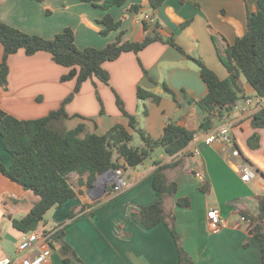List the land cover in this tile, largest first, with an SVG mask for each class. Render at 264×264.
<instances>
[{"label":"crops","instance_id":"1","mask_svg":"<svg viewBox=\"0 0 264 264\" xmlns=\"http://www.w3.org/2000/svg\"><path fill=\"white\" fill-rule=\"evenodd\" d=\"M52 1L1 0L0 20L45 39H53L71 28L81 50L103 49L116 42L121 34L122 42L142 41L146 35L143 21H146L150 28L148 34L152 35L153 25L159 24L160 35L165 40L174 36L183 50L155 42L138 54L125 53L118 60L106 63L104 68L111 76L110 84L96 78L83 84L67 105L68 129L84 125L83 136L104 135L113 127L123 125L133 134L132 146L143 147L139 133L130 129L129 118L118 106L120 98L125 110L137 118L138 128L153 140L163 136L168 120L197 135L177 156L169 157L156 148L149 159L135 168L119 158L127 188L114 198L109 195V178L102 181L97 177L89 185V173L71 174L76 198L50 210L39 230L53 232L55 227L64 228L66 241L85 264H181L169 229L163 224L144 229L131 211L161 200L153 187L156 163L182 160L183 165L166 172L170 181L178 183L179 192L176 198L164 199V205L168 214L175 215L182 247L194 263L264 264V247L254 232L259 225L264 235V220L257 218L259 198L264 197V128L256 130L252 126V117L264 107V100L255 99L253 88L241 77L246 97L215 127L231 123L232 142L219 140L205 145L206 132L199 130L204 114L197 103L207 95L208 87L199 65L191 59L202 61L221 80L227 79L230 73L221 56L225 57L236 40L247 33V19L258 11V0H166L155 11L148 0H129L124 6L108 11L82 0H56L53 6ZM134 6H139L138 11H130ZM56 11L66 13L61 21L53 18ZM107 14L121 22V27L102 36L98 32L105 26L99 21ZM3 57L4 48L0 45V65ZM68 73L69 69L56 64L47 52L27 56L21 50L9 59L8 85L0 86V107L21 120L46 117L58 110L74 91L75 79L62 81ZM139 88L160 97V103L140 100ZM246 99L254 103L246 107ZM255 133L260 135V146L252 149L248 142ZM194 149L200 154L195 155ZM0 160L6 167L12 164L1 135ZM244 168L254 175L249 182L242 180ZM32 195L0 173V259L11 258L9 255L13 252L17 255L18 244L25 234L13 227L12 219H21L31 211L39 200ZM178 198H189L191 207H178ZM211 209L217 210L227 223L218 232L211 229L208 219ZM71 211L74 215L70 218ZM10 240L17 241L13 251L6 248ZM50 264H65L58 248L53 249Z\"/></svg>","mask_w":264,"mask_h":264},{"label":"trees","instance_id":"2","mask_svg":"<svg viewBox=\"0 0 264 264\" xmlns=\"http://www.w3.org/2000/svg\"><path fill=\"white\" fill-rule=\"evenodd\" d=\"M42 1V0H39ZM93 6L108 11L113 7H122L129 0H82ZM152 10L159 9L166 0H148ZM1 7V0H0ZM139 6H134L130 11H138ZM100 24L105 28L101 30L102 36H108L121 27V22H116L107 14ZM145 37L139 42H122L121 36L116 42L103 49H79L76 45L75 33L71 28H66L53 39H45L39 35H30L17 28L9 26L0 20V45L4 48V57L0 65V86L6 88L9 77V59L19 51H25L27 56L39 52L52 55L56 64L69 69V73L62 77V81L76 80L74 91L63 101L58 110L52 111L48 116L40 119L21 120L7 113L0 107V135L3 139L5 151L11 155L12 164L6 167L0 160V173L12 182L20 185L25 191L32 192L39 200L31 211L21 219H12L13 227L24 233L39 229L47 213L54 208H61L65 203L76 198L70 175L76 173L80 176L89 173V185L95 179L109 170L121 169L118 163L123 158L129 167H138L149 159L160 148L169 156H177L185 150L194 140L196 132H191L172 120H168L164 134L159 140H153L143 130L138 128L137 118L130 115L124 103L118 98V106L130 122L129 127L139 133L143 147L132 146L133 134L123 126L117 125L104 135L85 134L86 128L80 125L70 130L66 121L70 119L67 105L73 101L81 91L85 82L96 78L106 85L110 84L111 76L104 68L108 62L118 60L125 53H140L155 42H164L183 52L174 36L165 40L159 33V24L153 25V34H148L149 25L143 21ZM189 22L183 23L181 29L186 28ZM193 59L200 68V74L208 87L207 95L198 101L197 105L204 114L199 130L209 132L221 120L229 115L227 108L244 99V89L239 83L244 77L254 90V98L264 100V0H258V11L250 14L247 19V33L238 38L231 46L226 56H221L223 64L227 67L230 76L221 80L218 75L208 68L202 61ZM167 91H169L167 89ZM140 100L152 99L160 103V97L138 89ZM254 129L264 128V107L252 117ZM250 148L260 146V135L255 133L248 142ZM153 175V187L161 196V200L147 206L133 208V215L140 225L151 230L158 225H165L177 248L181 264H195L193 259L184 250L181 236L175 227V215L168 214L164 199L176 198L179 185L170 181L166 175L167 170L183 165L182 160L170 164H161ZM204 190V188H201ZM260 214L258 220H264V197L259 198ZM177 206L190 208L189 198H178ZM74 212L69 213L71 218ZM50 244L58 248L63 257V262L69 264L77 261L85 264L76 254L73 247L66 241L65 229H53ZM254 232L264 247V235L261 227L256 226ZM264 250V248H263Z\"/></svg>","mask_w":264,"mask_h":264},{"label":"built area","instance_id":"3","mask_svg":"<svg viewBox=\"0 0 264 264\" xmlns=\"http://www.w3.org/2000/svg\"><path fill=\"white\" fill-rule=\"evenodd\" d=\"M149 21V17H146ZM252 99L245 100V106L250 107L253 104ZM244 111H246L244 109ZM231 123L221 125L209 132H206L203 142L205 145L210 146L213 143L222 140L224 142H232L231 138ZM193 153L199 155L200 151L194 149ZM198 177L203 179V174H198ZM254 177L253 173L248 169H243L242 180L249 182ZM110 183L109 195L111 197H117L125 192L127 188V181L124 178V172L122 169L115 170L113 174L108 176ZM208 219L210 221L211 229L214 232H218L227 226L225 220H223L219 212L215 209H211L208 212ZM245 220V218H243ZM52 231L49 230H36L24 235L23 239L19 242L17 248V255L15 258L0 259V264H50L53 247L50 244V237Z\"/></svg>","mask_w":264,"mask_h":264},{"label":"rangeland","instance_id":"4","mask_svg":"<svg viewBox=\"0 0 264 264\" xmlns=\"http://www.w3.org/2000/svg\"><path fill=\"white\" fill-rule=\"evenodd\" d=\"M51 1V0H50ZM56 0H53L52 2H53V4H51L52 6L54 5V2H55ZM97 12H100V11H97ZM68 13H71V12H68ZM65 12H61V11H56V12H54V19L55 20H57V21H61V19L62 18H64V16H65ZM96 26H97V24H95ZM100 28H102V26H100ZM102 30H103V28H102ZM98 32V31H97ZM97 32L95 33V34H97ZM101 32V31H100ZM100 32H98V33H100ZM80 33V32H79ZM250 147V146H249ZM70 182H71V184L72 183H74L73 182V179H70ZM32 196H36V195H32ZM0 241H2V238L0 237ZM1 243V242H0ZM17 246V241L16 242H12V240H10V242L8 243V246H6V248L7 249H9V250H11V251H13L14 249H15V247ZM15 254H14V252L12 253V254H10L9 255V257H11V258H15Z\"/></svg>","mask_w":264,"mask_h":264},{"label":"water","instance_id":"5","mask_svg":"<svg viewBox=\"0 0 264 264\" xmlns=\"http://www.w3.org/2000/svg\"><path fill=\"white\" fill-rule=\"evenodd\" d=\"M240 85H241V81H239ZM242 86V85H241ZM236 107V104H233L231 106H229L226 110L227 112H231L234 110V108ZM115 172V170H109L108 172H106L105 174H102L100 176H98V178L102 181H107V178L110 174H113ZM99 179H97L96 183H99ZM106 186H104V193L106 192ZM101 198V197H100Z\"/></svg>","mask_w":264,"mask_h":264}]
</instances>
